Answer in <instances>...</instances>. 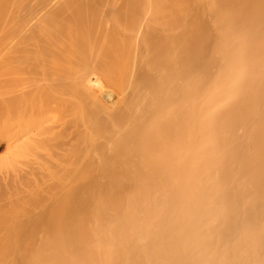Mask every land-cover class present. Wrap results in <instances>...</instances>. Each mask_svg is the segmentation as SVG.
<instances>
[{"label":"bare ground","instance_id":"bare-ground-1","mask_svg":"<svg viewBox=\"0 0 264 264\" xmlns=\"http://www.w3.org/2000/svg\"><path fill=\"white\" fill-rule=\"evenodd\" d=\"M0 27L44 64L0 82V264H264V0H0Z\"/></svg>","mask_w":264,"mask_h":264},{"label":"rangeland","instance_id":"rangeland-1","mask_svg":"<svg viewBox=\"0 0 264 264\" xmlns=\"http://www.w3.org/2000/svg\"><path fill=\"white\" fill-rule=\"evenodd\" d=\"M47 1L48 0H45V4L47 3ZM25 9H26V11H24L23 13H22V16H21V18H22V20L23 21H27V18L25 17V12H27L28 10H33L34 11V14H36V16L38 17L39 16V13H40V11L43 9L42 7H35L34 6V3H31V2H29V4L27 5V6H25ZM1 33H3V29H2V27H0V45H2V46H0V82L1 83H3V82H5L4 84H12V86H19V85H16L17 83V81L16 80H18V83L21 85V81H23V83H22V85L24 86V82H25V84H26V81H27V79L28 78H37L38 79V81H40L41 82V84L42 83H44V75H42L43 73H42V68H43V66H44V64H43V61L42 60H39V61H34V62H32L33 64H28L27 62H26V64H25V62H23V61H21L22 60V57H21V54L25 51V53H26V50H28L30 47L29 46H23V45H20V44H14V42L12 43H10L11 45H9V44H6V43H3L2 42V40L3 39H1V38H3L1 35ZM8 35H6V36H9L10 35V33H7ZM36 37L37 38H40V32L39 33H37L36 32ZM11 37V36H10ZM13 39V38H12ZM8 40V39H7ZM6 40V41H7ZM3 43V44H2ZM18 50L20 51V52H18ZM13 51V52H12ZM18 52V54H16ZM11 59H13V60H11ZM30 67H33V68H36V69H28V67L29 66ZM28 66V67H27ZM47 67H51V64L49 63V62H47ZM24 70H26L25 72H24ZM31 70V71H30ZM26 72L28 73V74H26ZM10 74V75H9ZM7 75V76H6ZM94 77L95 78H97L100 82H101V87L102 88H106L107 90H106V93H108V94H111L112 96H115L117 93V91H116V89L115 88H112L110 85H108L107 83H106V81L102 78V76H101V74H100V72H97L95 75H94ZM8 79H10L11 81H9ZM13 79V80H12ZM3 80H6V81H3ZM7 81H9V83H7ZM13 81L15 82V84L13 83ZM20 81V82H19ZM0 83V84H1ZM4 84L3 85H0V86H4ZM43 85V84H42ZM8 86V85H7ZM11 86V85H10ZM23 86H20V88L19 87H17V88H19V89H23ZM54 87H55V89H57L56 87V85H54ZM18 89V91H20ZM94 91L95 92H97L98 93V95L104 100V92H101L100 90V92L98 91V89L96 88V89H94ZM66 94H70L68 91H66ZM23 103H21L20 105H18V108L16 109V107H15V109H16V112H14V115L12 114V120H13V122H12V124H14V122H15V124L18 122V121H20L21 119H22V117L24 116H22V114H19V112L18 111H20V112H22V111H24L25 109V107H23V109H22V107H21V109H19L20 108V106H24V105H22ZM15 106H17V103L15 104ZM18 110V111H17ZM18 113V114H17ZM22 113H24V112H22ZM16 114V115H15ZM25 115H27L28 114V112L27 113H24ZM22 116V117H21ZM2 118H3V116H2ZM14 118H15V120H14ZM48 118H51V117H48ZM48 118H47V120H48ZM53 118V117H52ZM4 119V118H3ZM17 119H18V121H17ZM50 120V119H49ZM3 120H1V122H2ZM52 121V120H51ZM46 124V123H45ZM53 124H55L54 122H53ZM48 125H51V123L50 122H48L45 126H46V128H47V126ZM53 126V125H52ZM55 126V125H54ZM51 127V126H50ZM45 128V127H44ZM71 131H72V127L71 126H68L67 128H66V130L64 131V132H66V134H64V133H62V135H64L63 137H62V139H64L65 141L63 142V141H61L60 139V141L58 142L59 143V149H61L62 147H63V145L64 146H66V144H64V143H66V141H68L69 142V140L72 138V136H73V132L71 133ZM71 134H72V136H71ZM66 138H67V140H66ZM73 139H74V136H73ZM58 141V140H57ZM56 141V142H57ZM73 140L71 139V142H72ZM5 142V143H4ZM61 142H63L62 143V145L60 146V144H61ZM58 143H56V144H54V147L56 148L57 147V144ZM67 144H70V143H67ZM6 146L8 147V144L6 143V141H3V143H0V157H5L6 155H8V153L10 154L11 152H9V150L8 149H6ZM61 147V148H60ZM57 149V148H56ZM59 149H57V150H59ZM8 152V153H7ZM7 153V154H6ZM13 154V153H12ZM39 154H41V153H39ZM42 154H44V153H42ZM42 154H41V156H39L40 158H42L43 156H42ZM11 155V154H10ZM13 156L15 157V155L13 154ZM8 157V156H7ZM10 157V159H9V161H11V162H15L13 159H11V157H12V155L11 156H9ZM24 157V156H23ZM1 158V159H2ZM6 158V157H5ZM20 158V160H19V162L21 161V162H23L24 163V158L23 159H21V156L19 157ZM3 160H4V158H3ZM23 160V161H22ZM5 161V160H4ZM7 161H8V159H7ZM6 161V162H7ZM23 163H21L23 166H24V164ZM16 165V164H15ZM21 165V166H22ZM19 167L20 169L21 168H23V167H21L20 166V164H17L15 167ZM5 168V171L4 172H6V170H10V168L9 169H6V167H7V165L5 164V166H4ZM19 168H17V169H19ZM16 169V170H17ZM12 171V170H11ZM18 171V170H17ZM21 171V170H20ZM2 195H4V193L2 194Z\"/></svg>","mask_w":264,"mask_h":264}]
</instances>
